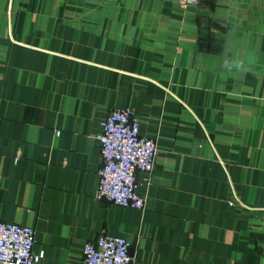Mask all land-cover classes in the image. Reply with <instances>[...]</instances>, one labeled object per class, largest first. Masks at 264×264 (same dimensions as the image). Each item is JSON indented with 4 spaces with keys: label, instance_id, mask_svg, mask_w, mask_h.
Here are the masks:
<instances>
[{
    "label": "crops",
    "instance_id": "crops-1",
    "mask_svg": "<svg viewBox=\"0 0 264 264\" xmlns=\"http://www.w3.org/2000/svg\"><path fill=\"white\" fill-rule=\"evenodd\" d=\"M117 107L158 148L143 209L95 196ZM0 220L37 264L101 234L132 264H264V0H0Z\"/></svg>",
    "mask_w": 264,
    "mask_h": 264
},
{
    "label": "built area",
    "instance_id": "built-area-1",
    "mask_svg": "<svg viewBox=\"0 0 264 264\" xmlns=\"http://www.w3.org/2000/svg\"><path fill=\"white\" fill-rule=\"evenodd\" d=\"M181 6L198 0H178ZM98 135L100 165L96 199L143 209L144 197L136 191L138 173H150L158 148L153 138L139 132V119L131 108H113L101 123ZM32 226L0 220V264H37L42 252H34ZM131 243L118 235H98L87 241L79 264H132Z\"/></svg>",
    "mask_w": 264,
    "mask_h": 264
},
{
    "label": "clouds",
    "instance_id": "clouds-1",
    "mask_svg": "<svg viewBox=\"0 0 264 264\" xmlns=\"http://www.w3.org/2000/svg\"><path fill=\"white\" fill-rule=\"evenodd\" d=\"M225 63H226V65H227L228 62H225ZM236 67H237L239 70H241V71H247V70H248L247 67L244 65L243 62H239L238 64H236Z\"/></svg>",
    "mask_w": 264,
    "mask_h": 264
}]
</instances>
